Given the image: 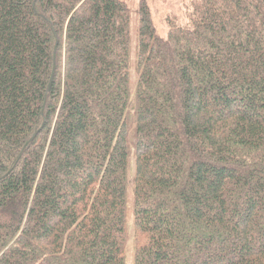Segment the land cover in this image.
<instances>
[{
  "label": "trees",
  "instance_id": "trees-1",
  "mask_svg": "<svg viewBox=\"0 0 264 264\" xmlns=\"http://www.w3.org/2000/svg\"><path fill=\"white\" fill-rule=\"evenodd\" d=\"M166 24L0 0V264H264V0Z\"/></svg>",
  "mask_w": 264,
  "mask_h": 264
},
{
  "label": "rangeland",
  "instance_id": "rangeland-1",
  "mask_svg": "<svg viewBox=\"0 0 264 264\" xmlns=\"http://www.w3.org/2000/svg\"><path fill=\"white\" fill-rule=\"evenodd\" d=\"M130 13L131 32V62L134 64L137 44L138 6L140 0H123ZM150 13L155 31L159 36H165L167 32L166 18L172 15H180L189 0H145ZM133 72V70H132ZM131 204V197H130ZM131 217V216H130ZM129 239L126 250V264H132L134 258L135 244L132 240L131 224L129 219Z\"/></svg>",
  "mask_w": 264,
  "mask_h": 264
},
{
  "label": "water",
  "instance_id": "water-1",
  "mask_svg": "<svg viewBox=\"0 0 264 264\" xmlns=\"http://www.w3.org/2000/svg\"><path fill=\"white\" fill-rule=\"evenodd\" d=\"M53 72H54V66H53V69H52V74H51V77H50V82H49V84H51V83H52Z\"/></svg>",
  "mask_w": 264,
  "mask_h": 264
}]
</instances>
